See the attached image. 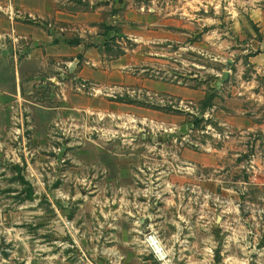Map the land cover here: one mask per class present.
<instances>
[{
    "label": "rangeland",
    "instance_id": "374dc122",
    "mask_svg": "<svg viewBox=\"0 0 264 264\" xmlns=\"http://www.w3.org/2000/svg\"><path fill=\"white\" fill-rule=\"evenodd\" d=\"M60 9L100 72L0 69V264H264V0H0V53Z\"/></svg>",
    "mask_w": 264,
    "mask_h": 264
},
{
    "label": "crops",
    "instance_id": "0c3cea01",
    "mask_svg": "<svg viewBox=\"0 0 264 264\" xmlns=\"http://www.w3.org/2000/svg\"><path fill=\"white\" fill-rule=\"evenodd\" d=\"M81 14L82 12L79 11H74L72 14L61 9L58 10L56 15L59 22L48 23L50 32L48 29L42 31L40 44L43 43V47L28 53H14L12 55L0 53V69H3V64L9 63L12 66L13 77L19 81L42 76L51 90L55 88L59 90L65 100L67 96L69 99L73 96L78 99L76 104H80L83 96L67 95L66 90L72 85L77 89L76 84L83 76L95 81L93 76H96L100 71L93 65L100 64L101 58L83 57L92 53L94 49L92 41L98 40L95 44L98 45L102 42L100 39L105 38L104 34L97 35V27L92 22L91 14L83 13V15L85 14V22L80 20ZM14 24L15 27L13 25V28L17 29L20 23L14 22ZM84 28H88L92 34L84 36ZM16 29L13 30L16 31ZM102 47L98 46L99 49ZM50 99L54 101L53 97ZM55 103L57 104L48 106V109L54 114H59L64 108L63 100L59 97Z\"/></svg>",
    "mask_w": 264,
    "mask_h": 264
},
{
    "label": "built area",
    "instance_id": "2783aa9c",
    "mask_svg": "<svg viewBox=\"0 0 264 264\" xmlns=\"http://www.w3.org/2000/svg\"><path fill=\"white\" fill-rule=\"evenodd\" d=\"M147 247L149 252L161 263H166L168 261V253L166 252L164 246L161 244L159 238L151 233L146 237Z\"/></svg>",
    "mask_w": 264,
    "mask_h": 264
},
{
    "label": "water",
    "instance_id": "95a60500",
    "mask_svg": "<svg viewBox=\"0 0 264 264\" xmlns=\"http://www.w3.org/2000/svg\"><path fill=\"white\" fill-rule=\"evenodd\" d=\"M226 73H227V72H224V73H223V75H224L225 77L227 76V74H226ZM222 81H223V80H222Z\"/></svg>",
    "mask_w": 264,
    "mask_h": 264
}]
</instances>
